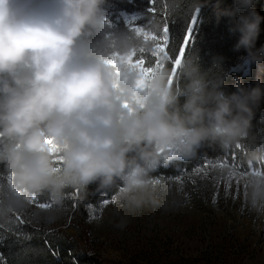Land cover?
Masks as SVG:
<instances>
[{"label":"clouds","instance_id":"9594fccd","mask_svg":"<svg viewBox=\"0 0 264 264\" xmlns=\"http://www.w3.org/2000/svg\"><path fill=\"white\" fill-rule=\"evenodd\" d=\"M106 4L0 0V218L53 225L66 210L65 190L92 184L118 189L117 215L165 208L167 193L153 177L165 160L193 159L206 146L228 152L249 138L264 88L238 84L226 94L223 79L202 72L187 52L175 75L167 57L144 75L127 59L144 55L152 67L154 42L114 28ZM254 4L235 0L246 14L229 31L239 34L235 50L264 66V47L256 48L264 17ZM202 7L194 0L187 12ZM232 15L217 5V23ZM145 29L159 35L163 25L149 16ZM245 159L259 174L240 177L242 208L264 222V170L257 168L264 145H247ZM33 196L51 207H33ZM127 223L122 217L116 227Z\"/></svg>","mask_w":264,"mask_h":264},{"label":"rangeland","instance_id":"374dc122","mask_svg":"<svg viewBox=\"0 0 264 264\" xmlns=\"http://www.w3.org/2000/svg\"><path fill=\"white\" fill-rule=\"evenodd\" d=\"M255 2L259 4L255 10L264 17V2ZM105 15L116 29L126 28L125 20L133 18L143 27L142 16L136 13ZM260 34H264V22ZM222 161H227L229 167L235 163L244 171L234 156ZM257 168L262 170L261 166ZM250 170L249 167L246 171ZM207 171V176L183 172L182 182L176 178L155 179L167 193L163 197L165 208L120 209L117 215V195L104 199L98 206L82 208L81 189L68 188L66 210L57 223L36 225L25 216L20 217L45 233L65 236L78 253L95 257L101 264H264V222L242 208L241 180L237 183L233 178L229 182L227 168ZM113 198L114 203L104 204ZM39 202L50 201L41 197ZM122 217L128 220L123 229L116 227Z\"/></svg>","mask_w":264,"mask_h":264},{"label":"trees","instance_id":"16d2710c","mask_svg":"<svg viewBox=\"0 0 264 264\" xmlns=\"http://www.w3.org/2000/svg\"><path fill=\"white\" fill-rule=\"evenodd\" d=\"M194 0H159L161 7L167 5L169 14L175 23L170 25L173 43L182 41L191 23V13L187 10ZM204 7L200 8L197 23L194 27V37L186 52L195 55L202 72L213 79H223L222 91L226 94L236 92L238 84L252 88L259 84L264 88V66L246 63L247 52L244 49L235 50L239 34H232L229 29L241 14L235 9V0H200ZM263 3L264 0H261ZM231 10L234 15L223 16L217 23L216 8ZM259 4L255 2L254 8ZM150 0H107L105 14L110 12L136 13L141 17L143 27L147 24ZM264 47V34H259L256 48ZM154 59V58H153ZM183 102V98L181 100ZM264 145V99L254 108V117L249 138L240 148L223 152L218 146L204 147L197 156L190 160H176L168 167H159L153 173L154 179L165 180L186 175L191 170L201 167L209 161L217 162L234 156L243 165V170L249 168L245 159L246 146ZM0 165V169H2ZM264 170V167H261ZM118 189L97 190L92 184L79 192V205L98 206L104 199L116 196ZM0 255L5 264H101L95 257H86L77 252L72 241L56 233H45L41 229L26 223L20 224L15 216L0 218Z\"/></svg>","mask_w":264,"mask_h":264},{"label":"snow or ice","instance_id":"6c2138e0","mask_svg":"<svg viewBox=\"0 0 264 264\" xmlns=\"http://www.w3.org/2000/svg\"><path fill=\"white\" fill-rule=\"evenodd\" d=\"M148 11L150 13V16L154 18H158L163 25L162 32L159 35L150 33L145 29V27H141L137 25L134 18L130 20H125V23L127 25V28L130 31L136 33L138 36L144 37L146 40L151 39L154 42L153 52L151 54L152 58H154L153 66L152 67L148 66L149 61L144 57V55H141L139 56V58H137L135 53H133V55L127 59V62L137 67V69L144 75H148L154 71V68L162 66L161 64L162 57H167L169 61L172 63L173 75H175L176 68L179 67L180 62L183 59L186 53V50L188 49V46L190 45L192 41L193 26L196 23V17L195 15H192L191 23L187 28V31H186V34L183 40L179 42L176 41V43L174 44L173 43L174 40L172 39L171 32H170V25L175 23V20L169 14L167 5H164L163 7H161L159 0H150V8ZM141 52H143V50H141ZM176 160L178 159H174L171 161L165 160L162 166L168 167L170 166L172 162ZM217 168L221 170H224L226 168L228 169L227 180L229 182L233 178H236L237 183H238L241 176L247 175L249 173V171H241L239 168L236 167L235 163H233L231 167H229L227 161H222L220 163L209 161L207 163H204L201 167L191 170V173H189V175L190 174L200 175L201 173H203L204 176H207L208 169H217ZM251 171L254 174H259L257 169H251ZM182 180H183V176L178 175L176 177L177 182H182ZM10 182L11 180L9 178V183ZM30 202L35 204L36 207L41 208V209H46V208L51 207L50 202H39V198L35 196L31 197ZM108 202L114 203L115 199L113 198L111 201L105 200L104 204L106 205ZM91 218H95V217H91ZM15 219L19 221L20 224L24 223L20 215H16ZM0 264H3L2 257H0Z\"/></svg>","mask_w":264,"mask_h":264}]
</instances>
